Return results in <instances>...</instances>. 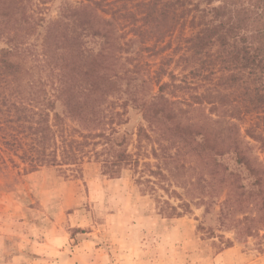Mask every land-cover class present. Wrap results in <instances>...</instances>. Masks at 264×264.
<instances>
[{
  "label": "trees",
  "instance_id": "trees-1",
  "mask_svg": "<svg viewBox=\"0 0 264 264\" xmlns=\"http://www.w3.org/2000/svg\"><path fill=\"white\" fill-rule=\"evenodd\" d=\"M49 1L33 11L30 0H0V140L29 172L80 171L91 157L107 177L129 170L148 191L179 200L163 202L171 217L191 213L185 195L203 205L223 199L221 214L264 200V167L237 124H264V0H79L47 23L39 53L28 40L47 22ZM189 15L196 31L178 59L186 74L163 83L161 66L157 93L143 101L130 88L139 54L163 52ZM133 42L140 53L121 64ZM130 106L143 121L131 134L122 130ZM227 156L242 171L225 166Z\"/></svg>",
  "mask_w": 264,
  "mask_h": 264
},
{
  "label": "rangeland",
  "instance_id": "rangeland-1",
  "mask_svg": "<svg viewBox=\"0 0 264 264\" xmlns=\"http://www.w3.org/2000/svg\"><path fill=\"white\" fill-rule=\"evenodd\" d=\"M78 2L49 1L43 12L47 22L29 38V45L40 53L47 23L58 19L66 6H78ZM38 4L30 0L29 7L36 11ZM191 17L183 19L184 27L159 44L160 50L165 47L159 55L155 54L157 48L140 53L139 42L131 43L123 55L121 64L126 65L125 58L140 53L141 72L130 88L135 87L143 101L157 93L154 76L161 66L166 69L163 83L170 82L169 75L186 74L178 59L183 55L184 41L196 31L186 22ZM153 45L150 42L147 47ZM0 46L7 45L0 42ZM121 82L126 89L128 81ZM56 110H62L58 103ZM126 118L123 132L135 133L143 122L141 113L130 106ZM237 124L252 148L251 155L264 167V131L260 130L264 124L251 119ZM253 133L262 134V140L251 139ZM1 141L0 264H104L108 259L113 264H264V200L247 203L244 199L243 205H247L241 210L232 214L226 209L221 214L223 199L203 205L185 195L191 213L171 217L163 202L178 206L179 200L162 190L148 191L129 170L110 178L103 175L94 158L88 157L80 171L58 166L29 172ZM133 144L130 152H134ZM221 162L242 171L231 156ZM244 184L249 191L253 181Z\"/></svg>",
  "mask_w": 264,
  "mask_h": 264
},
{
  "label": "crops",
  "instance_id": "crops-1",
  "mask_svg": "<svg viewBox=\"0 0 264 264\" xmlns=\"http://www.w3.org/2000/svg\"><path fill=\"white\" fill-rule=\"evenodd\" d=\"M104 264H113V263H112V260L108 259L107 263H104Z\"/></svg>",
  "mask_w": 264,
  "mask_h": 264
}]
</instances>
